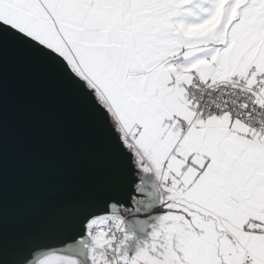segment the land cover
Returning a JSON list of instances; mask_svg holds the SVG:
<instances>
[{"label": "snow or ice", "instance_id": "6c2138e0", "mask_svg": "<svg viewBox=\"0 0 264 264\" xmlns=\"http://www.w3.org/2000/svg\"><path fill=\"white\" fill-rule=\"evenodd\" d=\"M0 24L107 161L22 231L0 215V264H264V0H0Z\"/></svg>", "mask_w": 264, "mask_h": 264}, {"label": "water", "instance_id": "95a60500", "mask_svg": "<svg viewBox=\"0 0 264 264\" xmlns=\"http://www.w3.org/2000/svg\"><path fill=\"white\" fill-rule=\"evenodd\" d=\"M11 34V35H9ZM26 38L0 24V215L22 231L101 179L107 161L79 98Z\"/></svg>", "mask_w": 264, "mask_h": 264}]
</instances>
